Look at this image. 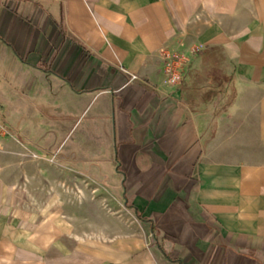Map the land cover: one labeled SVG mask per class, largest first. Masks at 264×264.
I'll use <instances>...</instances> for the list:
<instances>
[{"label":"crops","instance_id":"crops-1","mask_svg":"<svg viewBox=\"0 0 264 264\" xmlns=\"http://www.w3.org/2000/svg\"><path fill=\"white\" fill-rule=\"evenodd\" d=\"M194 43L170 86L161 50ZM215 47L234 79L201 87ZM0 86L24 130L79 136L81 176L150 219L130 262L264 264V0H0ZM17 225L0 214V264L40 246Z\"/></svg>","mask_w":264,"mask_h":264},{"label":"rangeland","instance_id":"rangeland-1","mask_svg":"<svg viewBox=\"0 0 264 264\" xmlns=\"http://www.w3.org/2000/svg\"><path fill=\"white\" fill-rule=\"evenodd\" d=\"M203 54L209 70L197 79L205 81L200 86L207 88L210 80L222 79L228 63L222 48H211ZM225 67L230 84L234 79L233 67L231 71ZM1 92L0 86L3 107L0 120L9 125L10 134L0 141V214H8L6 217L11 222L28 232L27 237L33 234L32 239L40 244L26 249L24 257H11L10 264H134L129 260L130 255L158 240L150 219L125 199L117 189L120 186L102 188L81 176V153L79 149L68 150L71 144L75 146L79 136L58 135L49 140V136H39L38 130L32 131L38 122L33 119L24 130L23 121L17 119L16 103L10 104L7 113L9 105ZM193 93L198 96L192 91L189 99L198 102L200 97L195 98ZM207 93L209 89L204 95ZM231 96L234 98L233 89ZM65 193L74 197L59 209V215L47 219L45 225L43 218L38 223L14 221L17 211L41 214V209L36 210L34 205L37 200L45 208L54 196ZM110 226L114 230L108 232ZM49 234L52 239L47 242Z\"/></svg>","mask_w":264,"mask_h":264},{"label":"built area","instance_id":"built-area-1","mask_svg":"<svg viewBox=\"0 0 264 264\" xmlns=\"http://www.w3.org/2000/svg\"><path fill=\"white\" fill-rule=\"evenodd\" d=\"M204 46L194 43L188 47L164 48L161 50V59L167 82L170 86L178 87L184 81L196 58L203 51ZM10 134L9 125L0 120V141Z\"/></svg>","mask_w":264,"mask_h":264},{"label":"bare ground","instance_id":"bare-ground-1","mask_svg":"<svg viewBox=\"0 0 264 264\" xmlns=\"http://www.w3.org/2000/svg\"><path fill=\"white\" fill-rule=\"evenodd\" d=\"M74 196L71 195V193H65L56 195L52 198V200L46 205L45 208L42 207V204L37 200V202L34 203L36 210L41 209V214L39 212H28V211H17L14 214V221L16 223H20L21 220L30 221L32 223H38L41 218H43L42 221L43 225H45L47 219L54 218L57 215H59V209L64 208L65 204H68L69 200H71ZM84 197V196H83ZM79 198V196H78ZM81 201V197L79 198ZM67 202V203H66ZM10 215V214H9ZM5 216H8V214H5ZM108 232L110 229H113V226L107 228ZM47 242H49L52 239V235L49 234V238H47Z\"/></svg>","mask_w":264,"mask_h":264},{"label":"trees","instance_id":"trees-1","mask_svg":"<svg viewBox=\"0 0 264 264\" xmlns=\"http://www.w3.org/2000/svg\"><path fill=\"white\" fill-rule=\"evenodd\" d=\"M216 49H218V47H215ZM144 220H146L145 218H144Z\"/></svg>","mask_w":264,"mask_h":264}]
</instances>
